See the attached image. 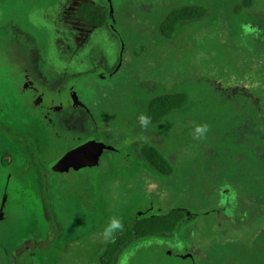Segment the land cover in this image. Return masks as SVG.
<instances>
[{
	"label": "rangeland",
	"instance_id": "rangeland-1",
	"mask_svg": "<svg viewBox=\"0 0 264 264\" xmlns=\"http://www.w3.org/2000/svg\"><path fill=\"white\" fill-rule=\"evenodd\" d=\"M179 1L206 5L212 16L166 39L158 34L157 21ZM242 1L125 0L120 20L125 43L120 72L111 79L90 78L79 85L77 93L81 104L95 113L101 136L115 140L121 135L125 141L132 140L131 159L128 163L114 161L111 155L108 168L88 167L85 160L73 159L77 166L71 171H56L52 165L76 148L62 155L63 146H42L41 156L48 165L42 170L44 178L36 180L31 175L32 180L16 184L8 205L14 212L18 207V212L10 221L0 218V264H18L22 255L25 264H98L99 255L121 231L104 237L110 218L122 220L124 228L132 221L165 215L172 209L183 214L173 233L131 244L115 264H183L170 251L164 255L173 256L165 258V248L160 245H169L173 251L184 242L197 251L203 248L201 244L207 241L201 238L200 227L193 232L198 211L206 208L202 200L213 190L212 184L230 185L225 180L235 173L239 161L231 140L232 126L243 116L246 121L239 127L252 130L248 111L257 86L254 79L264 76V0H248L253 8L237 13ZM86 2L102 7L107 14L106 0H0V123L19 128L25 119L16 95V83H23L21 76L14 75L19 62L28 63V69L48 64L51 73L66 76L116 67L121 41L108 21L94 27L78 18L77 11ZM178 91L188 92L190 99L179 115L191 117L190 124L195 120L186 136L187 153L180 150L181 137L176 136L173 143L175 120L156 128L148 125L146 130L138 121L150 99ZM20 96H25L22 88ZM239 111L247 113L238 116ZM201 121L210 126L209 132L216 131V139H194ZM146 136L177 167L172 178L161 177L143 160ZM202 149L209 150L210 157H204ZM11 153L12 145L1 136L0 159ZM185 157L190 158L188 166L183 165ZM221 163H225L223 167ZM221 177L225 178L222 182ZM1 188L0 202L4 196ZM43 196L53 205L61 230L55 224L44 227L36 206ZM166 202L168 210H164ZM204 220L201 217L199 225H206ZM58 231V242H54ZM153 241L154 246L143 247ZM50 246L51 251L43 252Z\"/></svg>",
	"mask_w": 264,
	"mask_h": 264
},
{
	"label": "trees",
	"instance_id": "trees-1",
	"mask_svg": "<svg viewBox=\"0 0 264 264\" xmlns=\"http://www.w3.org/2000/svg\"><path fill=\"white\" fill-rule=\"evenodd\" d=\"M244 8H253V2L243 0L236 12L239 13ZM77 15L90 26L101 27L107 21L104 9L91 3L82 4ZM118 15L122 17L121 13ZM211 16L212 12L206 5L199 2L179 1L168 7L167 11L159 17L156 29L158 34L164 38L172 39L177 37L183 28L202 24L210 20ZM254 83H257V86L254 88L253 100L250 102L248 111L251 113L249 114L250 121L253 122L252 130L248 132L239 127L246 121L243 116L239 123L234 122L232 126L234 134L231 140L236 146L235 157L240 161L235 163L237 169L227 180L223 178L224 176L219 180L222 182L221 180L224 179L225 182L230 183L227 187L223 188L221 184L218 187L211 185L214 186L213 190L206 193L202 200L206 208L198 211V219L193 232L200 227L199 231L203 234L201 238L207 242L201 244L204 246L199 251L194 247H188L186 242L176 247L178 250L175 251L171 249V246L163 243L160 246L165 248L163 249L165 258L173 256V254L164 255L170 251L183 264H264V76L254 79ZM188 95L186 91L163 93L150 99L143 108L144 114L150 118L149 126L153 128L164 126L170 120L176 121L173 143H175L176 136L181 137L178 139L179 147L186 153L188 145L186 136L195 120L190 124L191 117L184 119L179 113L188 107L190 101ZM246 113L247 111L241 112L238 116ZM229 126H231V121L227 124V127ZM214 135L216 131L208 132L204 138L210 141L217 138ZM218 135V140H220L221 134ZM160 148L158 145L145 144L141 149V154L155 173L170 179L178 170L168 161L167 155ZM202 150L204 157L209 156V150ZM185 158L190 161V158ZM224 164L220 165L223 167ZM52 215L54 216L53 212ZM201 217H205L204 224L206 225H199ZM182 220L183 214L178 209H172L165 215L145 217L130 222L116 234L112 242L107 244L99 255L98 264H115L131 244L137 241L146 242L173 233ZM59 236L58 231L56 239ZM148 244L151 246L147 247ZM152 244L155 245V242H147L143 247L149 249L154 246ZM52 249L53 246H50L43 252ZM182 254H190L191 257L183 259L180 257ZM23 260L24 258H21L18 264H24Z\"/></svg>",
	"mask_w": 264,
	"mask_h": 264
},
{
	"label": "flooded vegetation",
	"instance_id": "flooded-vegetation-1",
	"mask_svg": "<svg viewBox=\"0 0 264 264\" xmlns=\"http://www.w3.org/2000/svg\"><path fill=\"white\" fill-rule=\"evenodd\" d=\"M110 2H112L114 17L118 20L119 27H121V18L120 15L117 16V14L123 12L125 0H106L108 6V22L110 16ZM119 39L121 41L120 37ZM92 51L93 50L90 49L91 53ZM121 52L119 54L118 64L112 71H106L105 69L99 70L97 67L96 70H93L92 72L76 73L73 76H66V74L61 73H51V68L47 67L48 64H44V67L42 65H37V69L33 67L28 69V63L18 61L21 64L17 67L18 70L14 71V75L21 76V81L23 83L21 86L19 83H16L19 89V93H16V95L19 108L25 110L22 112L25 119H23L21 127L19 128H17L16 124L10 125L0 123V137H5L7 142L12 145L13 149V153H11L9 157H2L0 159V186L2 187L1 189L4 194L3 199L0 202L1 220L10 221L13 219L14 214H17L18 212V207L16 212H14L11 209L12 207L8 205L9 196L16 184L23 185L24 181L27 182L28 180H32L31 175H33L36 180L44 178L42 170L48 165L41 156L42 153L40 152V149L42 146H63V150L60 152L62 155L89 141L102 142L107 147H110L104 150V153L97 160V163H93L89 160L87 162L85 161L88 167L90 165L93 167L94 165L96 168H108V166H110V160L112 159L111 155H113L114 161L116 159H124V161H127L126 163H128L131 159L128 149L132 140L125 141V138L121 135L115 138V140L111 139L109 136H101V132L97 129L99 122L95 113L86 104H81L82 101H80V97L77 93L79 85L90 78L106 80L115 77L121 70V68L118 69L121 63ZM21 60L22 58H20V61ZM63 65H65V63ZM101 65L106 68L107 64L101 62ZM21 88L25 91V96L23 97L20 96ZM142 113L144 114V110ZM34 123L37 126H34ZM6 132H9V134H6ZM107 134L110 135L108 132ZM146 139L149 142H146ZM143 143L153 145L150 138L147 136ZM58 159L59 158L55 160ZM183 165H189L186 158L184 159ZM27 166H29L28 170L25 169L24 171H21ZM34 166L38 167L34 168ZM71 170L72 169H70V171ZM16 177L18 178L17 180ZM19 192L27 193V190H20ZM43 198V202H40L39 205L36 204V206L38 208V214L42 216L45 224L44 227L47 225L53 226V224H55L59 225L58 228L61 230L53 205H51L49 199L47 201L44 196ZM152 208L150 207V209ZM168 209L169 204L166 202L164 204V210ZM52 212L54 213V216L52 215ZM54 242H58L56 236ZM24 257L25 256L23 255L21 256V258Z\"/></svg>",
	"mask_w": 264,
	"mask_h": 264
},
{
	"label": "water",
	"instance_id": "water-1",
	"mask_svg": "<svg viewBox=\"0 0 264 264\" xmlns=\"http://www.w3.org/2000/svg\"><path fill=\"white\" fill-rule=\"evenodd\" d=\"M109 5H110L109 25L118 34V36L121 38V41H122L121 63L118 68L120 69L123 64V53L125 50V43L122 38L121 30L119 29V24L114 17L112 2H110ZM105 149H106V145L103 144L102 142H95V141L86 142L82 144L81 146H79L78 148H76L71 153H69L68 155H66L64 158H62L61 161L59 160L55 162L52 165V168L56 171L69 170L71 167L77 166L75 163L73 164L72 162L73 159H75L78 162L80 160L81 161L85 160L86 162L89 160V161H92L93 163L94 162L97 163V160L100 158L103 150ZM180 257H182L183 259H186L187 257H191V255L182 254L180 255Z\"/></svg>",
	"mask_w": 264,
	"mask_h": 264
},
{
	"label": "clouds",
	"instance_id": "clouds-1",
	"mask_svg": "<svg viewBox=\"0 0 264 264\" xmlns=\"http://www.w3.org/2000/svg\"><path fill=\"white\" fill-rule=\"evenodd\" d=\"M138 121L140 123V126L145 130L150 124V118L143 113H141L138 117ZM209 131L210 126L208 124L197 125L195 127L196 136L194 137V139H201L202 137H206ZM117 230H123V222L117 217H112L110 218L106 228L103 230V235L106 239L110 238Z\"/></svg>",
	"mask_w": 264,
	"mask_h": 264
}]
</instances>
